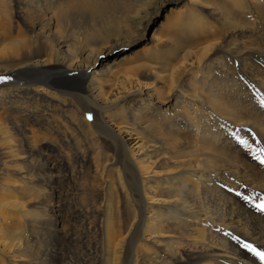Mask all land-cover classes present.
Masks as SVG:
<instances>
[{
  "label": "bare ground",
  "instance_id": "6f19581e",
  "mask_svg": "<svg viewBox=\"0 0 264 264\" xmlns=\"http://www.w3.org/2000/svg\"><path fill=\"white\" fill-rule=\"evenodd\" d=\"M261 101L264 0H0V264H264Z\"/></svg>",
  "mask_w": 264,
  "mask_h": 264
},
{
  "label": "snow or ice",
  "instance_id": "6c2138e0",
  "mask_svg": "<svg viewBox=\"0 0 264 264\" xmlns=\"http://www.w3.org/2000/svg\"><path fill=\"white\" fill-rule=\"evenodd\" d=\"M261 106L264 107V101H261ZM88 119L91 120L92 117L89 115ZM241 144L246 145L245 141H239ZM261 152H264V150H261ZM258 160H260L261 164H264V156H257ZM245 200H248L249 197L245 196L243 197ZM255 207L259 210L264 212V200H261L260 203L256 204ZM238 239V238H237ZM242 247L247 248L250 252H252L255 256H257L261 261H264V252L258 251L255 247H253L251 244L243 243Z\"/></svg>",
  "mask_w": 264,
  "mask_h": 264
},
{
  "label": "rangeland",
  "instance_id": "374dc122",
  "mask_svg": "<svg viewBox=\"0 0 264 264\" xmlns=\"http://www.w3.org/2000/svg\"><path fill=\"white\" fill-rule=\"evenodd\" d=\"M155 26L152 25L150 26V30L148 31V35L147 37L150 39L152 33H153V30H154ZM150 35V36H149ZM146 44H148V41H141L140 43V46L136 47L135 51H140ZM50 189H47L46 190V199H45V202H46V207L49 206V203H50Z\"/></svg>",
  "mask_w": 264,
  "mask_h": 264
}]
</instances>
